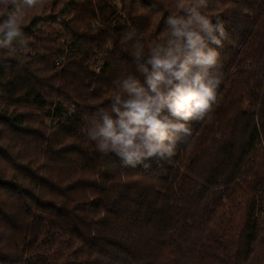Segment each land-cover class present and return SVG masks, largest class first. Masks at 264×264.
<instances>
[{"label": "trees", "instance_id": "1", "mask_svg": "<svg viewBox=\"0 0 264 264\" xmlns=\"http://www.w3.org/2000/svg\"><path fill=\"white\" fill-rule=\"evenodd\" d=\"M193 11L224 23L212 110L170 159L100 153L93 119L186 51L168 21ZM22 31L0 48V264H264V0H40Z\"/></svg>", "mask_w": 264, "mask_h": 264}, {"label": "clouds", "instance_id": "2", "mask_svg": "<svg viewBox=\"0 0 264 264\" xmlns=\"http://www.w3.org/2000/svg\"><path fill=\"white\" fill-rule=\"evenodd\" d=\"M38 3L40 0H0V48L15 52L13 42L19 41L24 51L25 9ZM168 22L182 26L175 28V35L186 38V51L169 50L163 57L154 56L149 61L155 71L147 79L148 90L137 80H125L122 91L109 98L115 101L111 107L115 118L101 110L102 122L93 119L87 131L96 150L114 153L125 165L149 167L145 161L170 159L177 141L191 135L189 122L203 120L217 100L220 81L210 70L217 67V48L225 38L223 21L217 18L214 23L208 15L193 11L187 20L170 17ZM134 55L139 58L141 50ZM122 94L128 98L122 99ZM173 132L182 136L173 137Z\"/></svg>", "mask_w": 264, "mask_h": 264}]
</instances>
